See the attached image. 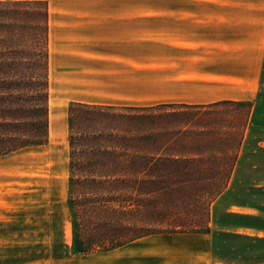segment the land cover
<instances>
[{"label": "crops", "instance_id": "0c3cea01", "mask_svg": "<svg viewBox=\"0 0 264 264\" xmlns=\"http://www.w3.org/2000/svg\"><path fill=\"white\" fill-rule=\"evenodd\" d=\"M11 1L46 5L49 112L234 104L248 115L203 230L82 253L70 215L67 225L55 210L36 226L6 225L12 197L3 190L0 264H264V0Z\"/></svg>", "mask_w": 264, "mask_h": 264}, {"label": "rangeland", "instance_id": "374dc122", "mask_svg": "<svg viewBox=\"0 0 264 264\" xmlns=\"http://www.w3.org/2000/svg\"><path fill=\"white\" fill-rule=\"evenodd\" d=\"M15 2L18 1L0 0V77L19 83L12 89V102L1 104L17 111L28 104L21 85L29 73L28 57H35L37 67L33 71L43 84L47 23L43 2ZM48 101L49 90L47 108ZM68 108H64L62 117L54 110L47 111L48 135L44 144L0 157V180L6 181L0 192L5 190L12 197L7 202L11 221L7 220L6 225L12 229L20 224L36 226L44 215L55 210L60 225H67L69 215L72 221L75 218L83 239L76 248L93 252L142 234L193 232L206 227L209 204L229 177L248 115L247 106H157L151 110L145 107L148 109L142 112L115 107L143 119L134 121L123 133L134 137L126 135L129 156L118 170L119 182L114 184L91 179L92 172L84 165L83 157L71 175ZM10 115L2 119L15 125V135L24 133V124L35 119L27 114ZM112 198L118 202L113 203ZM41 212L44 214L39 217ZM1 233L0 237L7 238ZM99 239L113 240L101 245L96 243Z\"/></svg>", "mask_w": 264, "mask_h": 264}, {"label": "trees", "instance_id": "16d2710c", "mask_svg": "<svg viewBox=\"0 0 264 264\" xmlns=\"http://www.w3.org/2000/svg\"><path fill=\"white\" fill-rule=\"evenodd\" d=\"M21 4H37L41 2H15ZM45 18L47 16V8L45 5ZM46 23V19H45ZM46 47V46H45ZM47 49V48H46ZM30 63L27 64L29 70L28 75H25L22 85V94L25 97L27 106L23 110H12L10 107H3L1 104H7L12 102L15 98L13 96L12 89L18 88L19 83L9 80L5 81L3 77H0V155L8 154L20 149L35 147L44 144L47 141V99H48V81H47V51L44 57V76L42 77L43 84L39 82V74L33 71L37 67V61L35 57L29 58ZM0 66V72L3 70ZM234 105V104H233ZM148 108H135L131 111L142 112ZM151 110V107L149 108ZM26 111V112H25ZM126 111V110H125ZM124 113L123 110H118L115 107L108 106H96L87 104H71L68 108L67 122H68V145L70 149V169L71 175L77 167L81 165L84 158V165L89 171L90 178H98L100 180H108L110 183H118L119 177L118 170L123 160H127L129 156V147L126 141V135L128 137H134L133 134H123L125 130L130 128L134 121L141 120L134 113ZM19 113L27 114L29 118H35L29 124H24L27 127L26 131L21 135H15L13 131L15 125L10 121L7 123L2 117L12 116L10 114ZM148 115L145 118H148ZM39 116V119L36 117ZM142 116V115H141ZM49 120V118H48ZM125 128V129H124ZM131 131V130H130ZM133 132V131H131ZM26 134V135H24ZM117 170V171H116ZM107 171L111 173L107 174ZM74 180L71 179L70 187H73ZM118 198V197H115ZM112 202L114 201L112 198ZM73 210H71L72 212ZM74 214V213H73ZM76 220L73 221V234L74 241L77 244L78 241L83 240L79 236ZM113 233L109 234L112 235ZM151 234V233H147ZM146 234L138 235L134 238L143 236ZM95 237V235L93 236ZM109 238V237H108ZM131 238V239H134ZM129 239V240H131ZM96 243L105 244L109 242L100 241ZM127 240V241H129ZM126 241V242H127ZM93 243V242H91ZM95 243V244H96ZM125 243V242H124ZM123 243H117L115 246H109L101 249L105 251L111 248H115ZM94 250L81 249L82 253H90Z\"/></svg>", "mask_w": 264, "mask_h": 264}]
</instances>
